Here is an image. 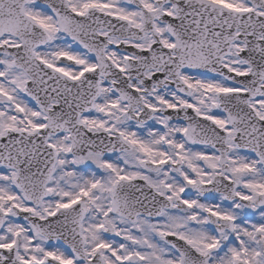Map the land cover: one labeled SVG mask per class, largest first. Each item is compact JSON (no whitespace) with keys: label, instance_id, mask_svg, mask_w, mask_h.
Masks as SVG:
<instances>
[{"label":"snow or ice","instance_id":"1","mask_svg":"<svg viewBox=\"0 0 264 264\" xmlns=\"http://www.w3.org/2000/svg\"><path fill=\"white\" fill-rule=\"evenodd\" d=\"M0 264H264V0H0Z\"/></svg>","mask_w":264,"mask_h":264}]
</instances>
